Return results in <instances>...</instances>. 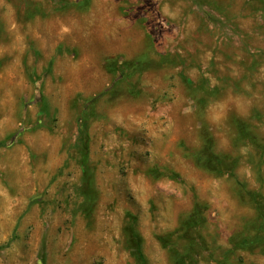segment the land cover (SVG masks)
Masks as SVG:
<instances>
[{"label":"rangeland","instance_id":"obj_1","mask_svg":"<svg viewBox=\"0 0 264 264\" xmlns=\"http://www.w3.org/2000/svg\"><path fill=\"white\" fill-rule=\"evenodd\" d=\"M0 264H264V0H0Z\"/></svg>","mask_w":264,"mask_h":264},{"label":"trees","instance_id":"obj_2","mask_svg":"<svg viewBox=\"0 0 264 264\" xmlns=\"http://www.w3.org/2000/svg\"><path fill=\"white\" fill-rule=\"evenodd\" d=\"M213 155L215 156L214 153H213ZM198 165H199V167H201L202 169H204V170H206V171H209V172H212V173H215V174H220V171H219V170L216 171V170H214V169L209 168L204 162H202V163H200V164H198ZM199 211H200V209L197 208V209L195 210V213L191 216L190 220H194V219H196L197 216L200 214ZM187 228H189V227H187V224H186V222H185V223L183 224V229H184V230H187ZM186 233H188V232H186ZM135 256H136V257H139V256H140L139 248H136V249H135Z\"/></svg>","mask_w":264,"mask_h":264}]
</instances>
